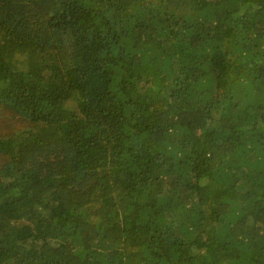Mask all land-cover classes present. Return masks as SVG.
Segmentation results:
<instances>
[{"label":"trees","instance_id":"16d2710c","mask_svg":"<svg viewBox=\"0 0 264 264\" xmlns=\"http://www.w3.org/2000/svg\"><path fill=\"white\" fill-rule=\"evenodd\" d=\"M0 264H264V0H0Z\"/></svg>","mask_w":264,"mask_h":264}]
</instances>
